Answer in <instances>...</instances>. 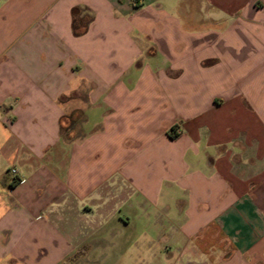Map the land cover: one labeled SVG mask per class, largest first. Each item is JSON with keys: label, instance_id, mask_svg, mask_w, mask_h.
<instances>
[{"label": "crops", "instance_id": "1", "mask_svg": "<svg viewBox=\"0 0 264 264\" xmlns=\"http://www.w3.org/2000/svg\"><path fill=\"white\" fill-rule=\"evenodd\" d=\"M85 258L264 264V0H0V264Z\"/></svg>", "mask_w": 264, "mask_h": 264}, {"label": "rangeland", "instance_id": "2", "mask_svg": "<svg viewBox=\"0 0 264 264\" xmlns=\"http://www.w3.org/2000/svg\"><path fill=\"white\" fill-rule=\"evenodd\" d=\"M130 230H131V228H129L127 231H130ZM138 230H139V229H138ZM134 231H137V229L134 228ZM143 242H144V241H142V244L140 243V244H138L137 246H138V247H141V246L145 247V243H143ZM148 246H149V245H148ZM64 264H65V263H64ZM66 264H93V263L90 262V261H88L87 258H85V259L78 260V261L74 260L73 262L66 263Z\"/></svg>", "mask_w": 264, "mask_h": 264}, {"label": "built area", "instance_id": "3", "mask_svg": "<svg viewBox=\"0 0 264 264\" xmlns=\"http://www.w3.org/2000/svg\"><path fill=\"white\" fill-rule=\"evenodd\" d=\"M9 171H10L11 173H16V169H15L14 167H11V168L9 169Z\"/></svg>", "mask_w": 264, "mask_h": 264}, {"label": "trees", "instance_id": "4", "mask_svg": "<svg viewBox=\"0 0 264 264\" xmlns=\"http://www.w3.org/2000/svg\"><path fill=\"white\" fill-rule=\"evenodd\" d=\"M174 127H175V126H171V127H170V129H169V133H170V134H173V133H171V130H173Z\"/></svg>", "mask_w": 264, "mask_h": 264}]
</instances>
